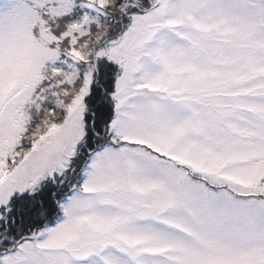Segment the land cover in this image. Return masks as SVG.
<instances>
[{
    "label": "snow or ice",
    "instance_id": "6c2138e0",
    "mask_svg": "<svg viewBox=\"0 0 264 264\" xmlns=\"http://www.w3.org/2000/svg\"><path fill=\"white\" fill-rule=\"evenodd\" d=\"M0 264H264V0H0Z\"/></svg>",
    "mask_w": 264,
    "mask_h": 264
}]
</instances>
